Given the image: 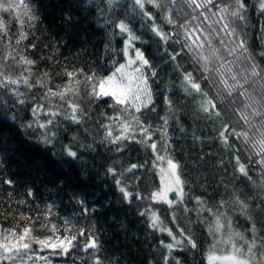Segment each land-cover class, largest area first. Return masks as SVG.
Wrapping results in <instances>:
<instances>
[{"label":"snow or ice","instance_id":"obj_1","mask_svg":"<svg viewBox=\"0 0 264 264\" xmlns=\"http://www.w3.org/2000/svg\"><path fill=\"white\" fill-rule=\"evenodd\" d=\"M95 2L96 0H82L80 8L88 10ZM103 3L105 8L97 5L96 19L99 26L107 30L109 43L105 44V49L111 54L110 63L114 69L108 75L101 77L95 71L84 74L83 69L67 72L69 82L62 88L58 85L57 90H53L52 87L47 86L48 82L42 80H37L34 85L30 80V68L26 69L29 75L22 73L14 79L6 74L4 64L8 60H16V55L13 54L16 52L15 49L8 55L0 57V90H6L8 96L13 98V103L9 105L3 92H0V108H3L6 113L0 117V170L4 166L7 149L14 143V135L6 124L7 121H11L12 125L22 130L23 137L31 144L47 152L58 167L65 169V165L79 166L81 181H87L92 172V168L89 167L90 162L84 158V154L95 152L96 144L104 145L107 150L121 156L125 151L133 150L135 145L142 147L145 152L151 149L154 157L151 160V167L146 159L143 163H132L126 168L118 169L116 165L122 164V161L114 159L105 169L104 175L114 181L116 189L121 194L118 203H127L129 206L133 203L144 204V207L139 208L138 215L146 218L148 228L166 233L171 238L169 242L160 241V245L167 249V254L163 258L164 264H172L173 260L175 264H182L180 259L172 256L174 250L183 252L198 250L199 235L193 225L208 223V217H214L208 226V233L213 237L214 243L218 234L221 236L219 241L221 243H232L233 235L240 236L239 233L231 231L232 219L219 210L229 205L250 221L249 231L252 239L245 241L247 251L233 245L232 255L223 259L229 264H264V236L260 235L264 232V196L241 199L240 193L233 189L228 201L222 199L218 204L214 203L212 207H209L208 201L201 196L191 197L192 185L182 178L184 166L172 155L174 149L169 142L172 139L169 135L171 124L173 121L178 124L181 112L187 107L186 101L177 105L170 98L169 93L176 88H179L185 97H192L194 102L195 97L200 96L202 99L195 102L197 113L204 114L209 121L220 116L217 99L223 103L225 97H233L234 93L239 92V96L245 97L247 101L244 109H237L240 118L249 127H253L251 119L259 118L260 127L264 128V67H261L248 52L247 41L243 38L246 33L242 31L248 19L247 0H182L188 12H184L183 8H177V0H103ZM149 5L158 11L163 10L162 20L165 24L172 26L173 30H164V27L157 22L156 15L147 7ZM118 9L119 13H117ZM13 10H21L16 16L21 29L24 28L26 20L31 27L38 19L35 10L26 0H19V3L15 0H0V11L12 12ZM257 10L264 15V0H258ZM174 13H176L175 16ZM117 14L121 17L119 20L115 18ZM181 18L183 23L179 22ZM4 29V22L0 21V31ZM4 34H7L6 31ZM25 39H27V33L20 31L16 44L19 45ZM114 39L122 41V47L119 49L112 47L111 42ZM216 40L219 41V47L216 46ZM153 45L156 46L157 55L161 61L159 64L154 63L152 54L149 52ZM173 45H181L180 50L170 51ZM161 48L162 51H160ZM185 53L190 54L191 59L199 64V70L202 73L199 79L194 76L193 71H185L183 65L178 62ZM121 54L123 63L117 59ZM259 55L264 57V52ZM16 62L28 66L35 63L22 54ZM161 64L172 65V71L179 74L180 80L179 85L169 81L164 86L166 89L163 100L165 115L160 117L161 124L153 126L151 122L145 123L142 116L145 112L157 111L155 98L161 92L154 87V82L159 76ZM244 65L248 67H243ZM237 68L240 70L237 71ZM81 74L83 81L77 79V76ZM204 80H209L212 86L217 88V97H210L202 88ZM252 82H259V99L248 91V86ZM81 83L90 85L88 91L90 99L110 98L112 103L108 107L114 114L106 116L107 122L99 125L104 130L99 141L93 137L92 143L85 144L80 142L78 135L74 134L65 143L64 135L68 131L66 124L70 122L71 125H81L87 117L80 103L78 86ZM21 84L28 91L21 92ZM37 85L46 87L47 91L42 97L33 98L30 109L31 118L18 120L15 110H19L34 97L32 90ZM57 97L61 101L59 104L52 102V98ZM249 108L250 114L246 111ZM197 118L200 117L197 116ZM87 131L85 129V132ZM179 131L187 138L188 132L185 128L180 127ZM195 131L196 129L193 130L192 135L194 144L197 142L207 144L211 140H219L225 150L219 160V167L223 168H226L224 160L230 158L233 150L230 137L235 136L237 139L243 137L245 142L249 140L247 131L237 132L228 124H224L216 136H197ZM213 131L216 129L213 128ZM156 133L160 135L159 141L154 138ZM256 143L254 142V146ZM256 154L260 157L256 160L260 172L259 181L249 174V166L241 163L239 155L234 157L235 165H233L231 178L232 182L246 178L248 182L264 191V132H261ZM208 155H215V153L204 154V156ZM204 156L200 159L202 160ZM157 169L160 174V185L150 193L141 189L139 183L129 184L126 180V177L131 176L136 181L142 182L143 176L135 175L137 171L146 170L151 173ZM237 172L239 176L236 175ZM0 182L10 187L15 183L11 178L5 179L2 176H0ZM60 183L62 185L63 180ZM219 183L224 184L227 193L229 184L225 183V177L222 176ZM186 188L188 191H185ZM170 194H174V198H170ZM25 195L34 198L35 192L29 187ZM92 195L94 192H89L85 188L73 191L71 198L79 211L74 210L70 217H64L62 224L54 200H50L44 208L40 209L45 220L41 227L51 233L44 239L34 237L31 227L23 228L22 232H18L15 228L0 229V261L6 264H17V262L38 264L40 261L51 264V257L56 256L67 258L65 264H68V259L72 261V264H76L77 260L83 264L85 258H88L90 264H105L95 224L81 227L78 231L76 229V224L80 220L86 221L90 214L97 211L96 207L89 206V197ZM193 199L195 207L190 208L188 203ZM247 200L256 201V207L251 208ZM20 203L23 204L25 201L21 200ZM157 205L160 207L157 208ZM164 205L167 207H163ZM181 209L185 215H181ZM193 211L197 215L196 221H192L189 217L181 227L179 221L184 220L187 214ZM162 213L170 214V223L176 225L175 230L168 227L161 219ZM204 213L208 215L201 219ZM27 219L30 220L31 217ZM53 220L56 222L53 223ZM225 226L229 231L227 239L223 238L222 233ZM240 238L244 239L243 236ZM33 244H39L42 251H48V255H39L33 249ZM81 251L83 255H80ZM209 259L215 258L209 257Z\"/></svg>","mask_w":264,"mask_h":264},{"label":"trees","instance_id":"obj_2","mask_svg":"<svg viewBox=\"0 0 264 264\" xmlns=\"http://www.w3.org/2000/svg\"><path fill=\"white\" fill-rule=\"evenodd\" d=\"M15 2L19 3V0H15ZM26 2L30 4L38 16L31 27L28 26L25 18V26L21 29L20 23L16 19L21 10L0 11V21H3L5 25L4 31H0V37H2L0 57L13 52V49L16 50L13 53L16 55V60H8L4 64L6 74L14 79L22 73L29 75L26 69L30 68V80L34 85L37 80H42L48 82V87L57 90L58 85L62 88L69 82L67 72L83 69L84 74H91L95 71L98 76L103 77L114 70L110 63L111 54L107 53L105 49V44L109 43L107 30L100 27L96 19L97 5L100 8L106 7L103 0H96L88 10L80 8L82 0H26ZM247 3L248 19L247 25L242 28V31L246 33L243 38L247 41L248 52L261 67H264V57L259 55L264 52V15L257 10L258 0H247ZM147 7L156 15L157 22L164 27L165 31L173 30L172 26L165 24L162 20L163 10L158 11L150 5ZM177 8H183L184 12L189 11L183 5L182 0H177ZM117 13H119V9ZM115 18L119 20L121 17L117 14ZM179 22L183 23V18ZM5 31L7 34H4ZM20 31L27 33V39L17 45L16 40L19 38ZM215 43L219 47V41L216 40ZM32 45H36V47L33 48ZM111 46L119 49L122 47V41L114 39ZM180 47L181 45H173L169 50L178 51ZM149 52L152 54L151 58L154 63H161L155 45L149 49ZM21 54L26 55L35 63L31 66L18 64L16 61ZM117 59L120 63L124 62L122 54ZM178 62L183 65L185 71H193L197 79L202 76L199 64L191 59L190 54L185 53ZM243 67L248 66L244 65ZM236 70L239 71L240 69L237 68ZM77 79L83 81V75H78ZM179 80V74L172 71V65L161 64L159 76L154 82V87L161 92L155 98L157 111L155 113L145 112L142 116L145 123L151 122L153 126L162 123L160 117L165 115L163 100L166 89L164 86L169 81L179 85ZM78 87L80 103L85 109L87 117L81 125H71L70 122L66 124L68 131L64 135V142L67 143L69 138L76 134L79 136L80 142L90 144L93 142V137L99 141L103 136L104 130L99 125L107 122L106 116L114 114L113 110L108 107L112 101L110 98L90 99L88 97L90 85L81 83ZM202 88L208 92L210 97H217V88H214L209 80L203 81ZM20 91L28 90L21 84ZM46 91V87L42 88L38 85L32 90L34 97L30 98L19 110H15L18 120L31 118L30 109L33 98L42 97ZM248 91L259 99V82L250 83ZM0 92H3L8 104L11 105L13 98L8 96L6 90H0ZM169 95L174 104L178 105L184 101L187 103V107L181 112L178 124L173 121L169 128V135L172 137L169 142L174 149L172 155L184 166L182 178L188 180L192 185L191 197L201 196L208 201V206L212 207L214 203L218 204L222 199L228 201L233 189L240 193L241 199L251 196H264V191L248 182L246 178H241L240 181L236 182H232L231 178L233 165H235V155L240 156L241 163L249 166V174L255 180L259 181L260 177L259 166L256 164V160L260 157L256 153L258 141L261 139V132H264V128L260 127L259 118L251 119L253 127H249L240 118L237 109H244V104L247 102L245 97L239 96V92H236L233 97H225L223 103L217 99V109L220 116L209 121L204 114L197 113V103L195 102L202 99L200 96H196L194 102L192 97H185L179 88L174 89ZM52 102L61 103L58 97L52 98ZM246 111L251 113L250 108ZM5 114L4 109L0 108V117ZM6 124L14 135V143L7 149L0 176L5 179L11 178L15 183L10 187L0 182V229L11 230L15 228L18 232H22L23 228L31 227L34 237L44 239L51 233L41 227L45 220L40 209L44 208L50 200H54L62 224L64 217H70L74 210L79 211L78 206L71 198V193L85 188L89 192H94V195L89 197V206L96 207L97 211L90 214L86 221L80 220L76 224V229L78 231L81 227L95 224L105 264H113V262L114 264H164L163 258L167 254V249L160 245V241L169 242L171 238L166 233L148 228L145 222L146 218L138 215L139 208L144 207V204L133 203L129 206L127 203H118L121 194L116 189L114 181L104 175L105 169L114 159L122 161V164L116 165L118 169L126 168L132 163H143L146 159L149 161V167H151V160L154 159L151 149L145 152L142 147L135 145L133 150L125 151L121 156L116 155L114 151L107 150L104 145L96 144L95 152L84 154V158L90 162L89 167L92 168V172L87 181H81L79 166L65 165L67 170L58 167L47 152L34 146L23 137L22 130L12 125L11 121H7ZM224 124H228L230 128L234 127L237 132L247 131L249 135L247 142L244 141L243 137L239 139L235 136L230 137L233 150L230 153V158L224 160L226 168L219 167V160L225 151L219 140H211L207 144H200L199 142L194 144L192 140L194 129H196L195 135L197 136H216ZM180 127L187 130V138L179 131ZM213 128L216 131H213ZM85 129L88 131L85 132ZM154 138L159 141V133H156ZM254 142H257L255 146ZM205 153H215V155L204 156ZM201 156H204L202 160L200 159ZM135 175H142L143 181L138 182L129 176L126 177L127 182L129 184L139 183L140 188L146 193H150L159 187L156 170L151 173L140 170ZM236 175L239 176V173L237 172ZM222 176L225 177V183L229 184L227 193L224 184L219 183ZM61 180L64 182L62 185ZM29 187L35 192L34 198L25 195ZM185 191L188 189L186 188ZM21 200L25 203H20ZM94 201L95 203H93ZM106 201L109 203H105ZM247 203L251 208L256 207L254 200H247ZM156 207L159 208L160 206L157 205ZM163 207L166 208L167 206L164 205ZM188 207H195L194 199L188 203ZM219 210L232 219L231 231L233 233H239L245 241L252 239V234L249 231L251 223L244 215L237 209H233L231 205ZM181 215H185L182 209ZM207 215L204 213L201 219ZM38 216L39 219H37ZM28 217L31 219H27ZM189 217L192 221H196V212L187 214L184 220L179 221L181 227L184 226ZM161 219L168 227L173 228V230L176 229V225L170 223V214L162 213ZM213 220L214 217H208V223L193 225L194 230L199 235L198 250L194 252L174 250L172 256L180 259L182 264H209L206 258L215 243L213 237L208 233V226ZM52 222L55 223L56 221L53 220ZM222 230L223 233L229 232L226 226ZM260 235L264 236V232H261ZM82 245L83 242L81 248ZM33 249L41 256L48 255V251H42L39 244H33ZM80 255H83L82 251ZM66 259L52 256L51 264H65ZM0 264H6V262L0 261ZM38 264H44V262L40 261ZM68 264H72L70 259H68ZM76 264H81V261L77 260ZM83 264H90L88 258H85ZM172 264H175L174 260Z\"/></svg>","mask_w":264,"mask_h":264},{"label":"rangeland","instance_id":"obj_3","mask_svg":"<svg viewBox=\"0 0 264 264\" xmlns=\"http://www.w3.org/2000/svg\"><path fill=\"white\" fill-rule=\"evenodd\" d=\"M156 173H157V176L159 179V185H160L159 169L156 170ZM170 198H174V194H170ZM228 236H229V232L223 233L224 239H227ZM220 239H221V236L218 234L216 236L215 244L213 245L212 249L208 252L206 259L209 264H229V262L225 261L223 257L232 255L233 245H235L236 248H242L244 251H247L245 239H241L240 236L233 235L232 243H221L219 242ZM209 257H214L215 259L210 260Z\"/></svg>","mask_w":264,"mask_h":264}]
</instances>
